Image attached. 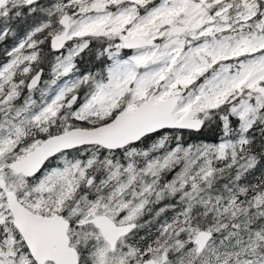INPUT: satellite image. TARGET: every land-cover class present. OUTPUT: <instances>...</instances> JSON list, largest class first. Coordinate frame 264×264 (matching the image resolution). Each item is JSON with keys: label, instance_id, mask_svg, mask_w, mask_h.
I'll return each mask as SVG.
<instances>
[{"label": "snow or ice", "instance_id": "6c2138e0", "mask_svg": "<svg viewBox=\"0 0 264 264\" xmlns=\"http://www.w3.org/2000/svg\"><path fill=\"white\" fill-rule=\"evenodd\" d=\"M0 264H264V0H0Z\"/></svg>", "mask_w": 264, "mask_h": 264}, {"label": "trees", "instance_id": "16d2710c", "mask_svg": "<svg viewBox=\"0 0 264 264\" xmlns=\"http://www.w3.org/2000/svg\"><path fill=\"white\" fill-rule=\"evenodd\" d=\"M87 66H88V67H91V65H90V64H88Z\"/></svg>", "mask_w": 264, "mask_h": 264}]
</instances>
